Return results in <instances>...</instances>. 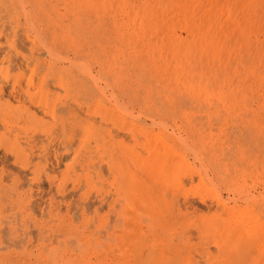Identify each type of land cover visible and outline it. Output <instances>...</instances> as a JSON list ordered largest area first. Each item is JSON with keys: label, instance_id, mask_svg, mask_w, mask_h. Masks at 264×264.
Instances as JSON below:
<instances>
[{"label": "rangeland", "instance_id": "374dc122", "mask_svg": "<svg viewBox=\"0 0 264 264\" xmlns=\"http://www.w3.org/2000/svg\"><path fill=\"white\" fill-rule=\"evenodd\" d=\"M150 251L264 264V0H0V264Z\"/></svg>", "mask_w": 264, "mask_h": 264}, {"label": "bare ground", "instance_id": "6f19581e", "mask_svg": "<svg viewBox=\"0 0 264 264\" xmlns=\"http://www.w3.org/2000/svg\"><path fill=\"white\" fill-rule=\"evenodd\" d=\"M38 6H39V5H38ZM57 9H58V8H57ZM25 12H26V11H25ZM79 13H80V12H79ZM47 14H48V13H47ZM81 15H82V14H81ZM140 16H141V15H140ZM52 18H53V16H52ZM25 20H26V19H25ZM30 21H31V20H30ZM82 23H83V22H82ZM93 24H94V23H93ZM25 25H26V24H25ZM72 26H73V25H72ZM34 31H35V28H34ZM80 31H81V30H80ZM29 32H30V31H29ZM55 32H56V31H55ZM34 33H35V32H34ZM52 36H53V35H52ZM82 37H83V36H82ZM74 38H75V36H74ZM84 39H85V38H84ZM37 40H38V39H37ZM80 45H81V44H80ZM68 48H69V47H68ZM100 48H101V47H100ZM95 50H96V49H95ZM55 59H56V58H55ZM120 59H121V58H120ZM132 59H133V58H132ZM66 61H67V60H66ZM79 61H80V60H79ZM99 61H100V60H99ZM74 62H75V61H74ZM82 62H83V61H82ZM76 63H77V61H76ZM78 63H79V62H78ZM78 63H77V65H78ZM74 64H75V63H74ZM80 64H81V62H80ZM82 64H83V63H82ZM72 65H73V64H72ZM122 65H123V64H122ZM80 66L82 67V65H80ZM140 68H141V67H140ZM86 70H87V69H86ZM87 72H88V70H87ZM82 73H83V72H82ZM85 74H86V73H85ZM88 74H89V73H88ZM100 74H101V73H100ZM94 75H95V74H94ZM123 76H124V75H123ZM126 77H127V76H126ZM94 78H95V77H94ZM103 78H104V77H103ZM124 79H125V78H124ZM158 79H159V78H158ZM96 81H97V80H96ZM98 82H99V81H98ZM95 84H96V83H95ZM106 84H107V83H106ZM104 86H105V85H104ZM115 94H116V93H115ZM172 95H173V93H172ZM113 96H114V95H113ZM153 98H154V97H153ZM151 99H152V98H151ZM155 101H156V100H155ZM183 103H184V102H183ZM116 107H117V106H116ZM177 108H178V107H177ZM181 108H182V107H181ZM121 117H122V116H121ZM159 125H160V124H159ZM161 134H162V131H161ZM203 135H204V134H203ZM153 136H154V135H153ZM163 138H164V135H163ZM149 139H150V138H149ZM151 139H152V138H151ZM154 139H155V137H154ZM173 139H174V138H173ZM158 140H160V139H158ZM168 140H169V139H168ZM160 142H161V141H160ZM160 142H159V144H160ZM172 143H173V142H172ZM180 143H181V142H180ZM151 144H152V143H151ZM151 144H150V147H151ZM153 144H154V143H153ZM163 145H164V144H162L161 146H163ZM202 145H203V144H202ZM145 146H146V145H145ZM147 146H148V145H147ZM156 146H157V145H156ZM156 146H155V148H157ZM161 146H160V148H161ZM200 146H201V145H200ZM158 147H159V146H158ZM163 148H164V146H163ZM163 148H162V149H163ZM121 149H122V148H121ZM185 149H186V148H185ZM156 150H157V149H156ZM164 150H165V148H164ZM190 150H191V149H190ZM115 151H116V150H115ZM120 151H121V150H120ZM122 151H123V150H122ZM150 151H152V150H150ZM159 151H160V149L158 150V152H159ZM178 151H180V150H178ZM193 151H194V150H193ZM147 152H148V151H147ZM185 152H186V151H185ZM116 153H118V152H116ZM148 153L150 154V152H148ZM160 153H161V152H160ZM162 153H163V152H162ZM176 153H177V152H176ZM180 153H181V152H180ZM196 153H197V152H196ZM196 153L193 154V155H197ZM156 154H157V153H156ZM156 154H155V155H156ZM181 154H182V153H181ZM136 155H137V154H136ZM213 155H214V154H213ZM149 156H151V155H149ZM113 157H114V155H113ZM165 158H166V157H165ZM184 158H185V157H184ZM194 158H195V160H197V157H194ZM119 159H120V158H119ZM149 159H150V157H149ZM154 159H155V158H154ZM116 160H117V159H116ZM170 160H171V159H170ZM176 160H177V158H176ZM119 161H120V160H119ZM168 161H169V160H168ZM168 163H169V162H168ZM131 164H132V163H131ZM155 164H156V163H155ZM121 166H122V165H121ZM153 167H154V165H153ZM125 168H127V167H125ZM154 168H155V167H154ZM165 168H167V167H166V163H165L164 166H162V169H163V170H165ZM152 169H153V168H152ZM160 169H161V168H160ZM205 169H206V168H205ZM153 170H154V169H153ZM118 171H119V170H118ZM130 173H131V172H130ZM204 173H205V172H204ZM138 180H139V179H138ZM177 184H178V183H177ZM133 187H134V186H133ZM133 187H132V188H133ZM134 201H136V200H133V202H134ZM136 202H137V201H136ZM127 203H128V202H127ZM144 203H146V202H144ZM147 204H148V203H147ZM154 205H155V204H154ZM129 206H131V205H129ZM144 206H145V205H144ZM151 206H152V204H151ZM225 206H226V205H224V207H225ZM145 207H146V206H145ZM151 208H152V207H151ZM180 208H181V207H180ZM123 209L125 210V208H123ZM143 209H144V208H143ZM149 209H150V208H149ZM153 209H154V208H153ZM251 211H252V212H251V213L249 212V214H250L252 217H253V216L255 217V211H254L253 209H252ZM169 212H170V211H169ZM232 212H233V211H232ZM171 213H173V212H171ZM175 213H176V212H175ZM189 213H190V212H189ZM247 213H248V212H247ZM145 214H146V213H145ZM126 215H127V214H125V216H126ZM223 215H224V214H223ZM233 215H234V216H233ZM235 215H236V214H234V213H232V214H231L230 212L227 213L226 216H227V217H228V216H231V218L228 217V219H225L226 221H224V222L226 223V225H227V223H228L229 225H230V224L233 225L234 223H231V222H232V219L235 218V219H236V222H235V223H237L238 226H239V224L241 223L240 225L243 227L242 222H244V220L242 221V220L237 219L236 217H237L238 215H237V216H235ZM245 215H246V214H245ZM120 216H121V215H120ZM123 216H124V214H123ZM173 216H174V214H173ZM232 216H233V217H232ZM247 216H248V215H247ZM249 217H250V216H249ZM252 217H251V220L254 221V219H252ZM127 218H129V217L126 216L125 220H127ZM170 218H171V217H170ZM170 218H169V219H170ZM119 219H120V217H119ZM129 219H130V218H129ZM129 219H128V220H129ZM178 219H179V218H178ZM180 219H181V218H180ZM196 221H197V220H196ZM257 221H259V218H256V221H255V222H257ZM165 222H166V221H165ZM224 222H223V223H224ZM245 222H247V221H245ZM255 222H252V223L254 224ZM122 223H123V222H122ZM113 224H114V223H113ZM116 224H117V225L114 224V225L116 226V228H119V227H118V223H116ZM237 224H235V226H236ZM196 225H197V224H196ZM196 225H195V226H196ZM198 226H199V225H198ZM233 226H234V225H233ZM235 226H234V229H235ZM238 226H237V227H238ZM253 226H254V225H253ZM130 227H131V226H129L128 222H127V221H124V228L121 229V232H123V233H124V232H127V230L130 229ZM237 227H236V228H237ZM114 228H115V227H114ZM230 228H231V230H232V227H230ZM237 229H240V228H237ZM109 230H110V229H109ZM198 230H199V229H198ZM226 230H227V229H226ZM231 230H230V231H231ZM236 231H237V230H236ZM228 232H229V231H228ZM112 233H113V232H112ZM199 233H200V232H199ZM238 233H239V232H238ZM248 233H249V232H248ZM103 234H104V233H103ZM113 234H114V233H113ZM225 234H226V233H225ZM229 234H230V233H229ZM249 235H250V233H249ZM249 235H248V236H249ZM125 236H126V234H125ZM248 236H247V237H248ZM249 237H251V236H249ZM249 237H248L247 239H249ZM252 237H254V236H252ZM109 238H111V237H109ZM245 239H246V237H245ZM250 240H251V239H250ZM253 240H254V239H253ZM241 241H242V240H241ZM244 241H245V240H244ZM254 241H256V240H254ZM110 242H111V241H110ZM247 244H251V241L248 242V240H246V244H244V247H245V245H247ZM255 245H256V244H255ZM82 246H83V245H82ZM118 246H119V245H118ZM249 246H250V245H249ZM114 247H115V246H114ZM119 247H120V246H119ZM126 247H127V246H126ZM246 247H247V246H246ZM246 247H245V248H246ZM252 247H253V246H252ZM248 248H250V247H248ZM61 249H62V248H61ZM84 249H85V248H84ZM110 249H111V248H110ZM177 250H178V252H179L178 255H180V254H181V253H180L181 248L178 247ZM250 252H251V251H250ZM149 253H152V255H151V257H150V258H151V262H150V263H151V264H160V263H158V260H157V258H156L157 253H155L154 251H150ZM51 255H52V254H51ZM149 255H150V254H149ZM155 255H156V256H155ZM164 255H165V257H168V253H167V254H164ZM180 256H181V255H180ZM148 257H149V256H148ZM182 258H183V257H182ZM188 258H190V257H188ZM188 258H187V260H185V261H189ZM50 259H51V258H50ZM184 259H185V258H184ZM149 260H150V259H149ZM217 260H218V259H217ZM221 260H222V259H221ZM2 261H3V260H2ZM127 261H128V260H127ZM183 261H184V260H183ZM189 262H191V261H189ZM58 263H59V262H58ZM128 263H129V261H128ZM125 264H126V263H125ZM190 264H192V263H190Z\"/></svg>", "mask_w": 264, "mask_h": 264}]
</instances>
